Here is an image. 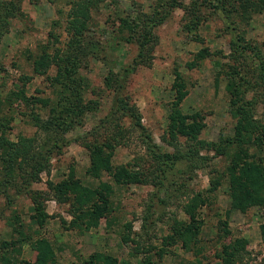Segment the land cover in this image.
<instances>
[{
	"label": "rangeland",
	"instance_id": "374dc122",
	"mask_svg": "<svg viewBox=\"0 0 264 264\" xmlns=\"http://www.w3.org/2000/svg\"><path fill=\"white\" fill-rule=\"evenodd\" d=\"M74 1L20 2L0 41V96L23 88L27 98L49 97L56 102L57 95L52 94L47 80L55 70L35 75L32 61L44 51L53 53L65 49L69 40L65 30L66 12ZM183 1L185 8L172 9L163 24L155 29L157 44L152 64L138 67L125 88V95L138 108L142 124L157 149L170 153L175 148L169 146L165 138L175 69L181 72L189 89L180 106L181 111L184 114L197 112L204 118L205 128L200 139L218 142L233 136L235 120L230 114L226 79L227 72L233 71L232 67L242 70L253 83L246 99L255 102L256 120L264 125V86L256 84L259 82L258 61L253 62L250 58L244 64L234 61L231 44L243 36L264 54V8L260 12L241 8L257 0ZM157 5V0H103L99 9L92 13L87 40H91L99 52L80 61L79 75L87 83L83 87V101H92L96 107L91 111L84 110L81 123L65 134L69 145L52 159L49 174L40 176V181L32 185L31 193L16 195L20 178L16 180L17 187H13L15 183L5 189L0 186V244L21 238L17 233L20 230L33 239L48 240L56 253L54 264H87L95 254L110 255L117 264H141L146 259L154 264H220L216 254L222 244L244 239L247 241L246 254L238 264H264V237L260 229L264 224V208L253 206L245 213L231 208L225 170L227 157H213L212 152L202 151V155L210 156L208 167H193L188 163H178L170 169L166 167V177L159 190L155 184H158L163 167L129 120L115 117L100 123L109 113L112 101L106 77L116 75L137 53L135 43L128 41L129 34L126 31L120 33L119 18L138 13L149 15ZM51 34L57 36V41ZM202 48H207L211 56L188 70L185 64ZM23 76L30 78L24 87ZM11 104L16 111L9 138L15 140L22 134L38 136V142H42L43 134L30 122V105L27 107L13 98ZM45 114L42 112L43 117ZM178 145L183 150L185 140L181 138ZM94 146H100L109 155L113 167L127 165L141 172L149 182L120 185L107 175L102 177L101 181L112 189L109 213L99 220L98 226L86 229L83 224L74 226L71 203L59 202L49 191L47 182L59 183L72 173L84 186H100V180L87 174L90 151ZM259 155L264 161V152ZM213 178L221 182L211 202L200 210L203 227L197 244H191L189 250L181 243L167 247L166 254L159 259L157 252L165 249L163 239L170 233L172 218L184 219L183 207L196 193L209 189ZM43 193L48 197L45 198ZM6 195L13 196L10 205H7ZM32 196L43 202L47 217L42 227L33 219ZM224 222L230 231L228 237L222 234ZM128 224L131 231L126 227ZM122 236H128L132 242H122ZM17 246L20 251L15 254L16 259L35 262L36 252L30 243H18ZM142 247L147 248L145 252H141Z\"/></svg>",
	"mask_w": 264,
	"mask_h": 264
},
{
	"label": "trees",
	"instance_id": "16d2710c",
	"mask_svg": "<svg viewBox=\"0 0 264 264\" xmlns=\"http://www.w3.org/2000/svg\"><path fill=\"white\" fill-rule=\"evenodd\" d=\"M24 0H0V41L8 31L11 19L19 9V4ZM196 2L197 0H193ZM206 2L208 0H201ZM103 0H75L66 12L65 30L69 37L65 49H58L53 53L42 52L32 61L35 75H45L50 69L55 70L53 76H48L52 94L57 95L54 102L49 97L27 98L24 89L18 92L0 96V186L5 189L7 185L17 187V178L21 184L16 189V195L31 193L33 184L40 181L42 174H49L52 159L66 148L70 141L65 134L75 125L81 123L83 111H91L96 107L92 101H83V87L87 84L79 75L80 61L86 56L95 55L99 48L91 40H87L90 30L92 13L99 9ZM183 0H157L151 14L138 13L136 16L119 18L118 29L120 33L129 34L128 41L135 43L137 53L132 61L122 67L119 72L106 77V84L112 91V101L109 113L101 120V125L110 118L120 117L129 120L133 129L140 133L149 150L156 156L163 167L158 177L157 188L166 177V167L172 168L178 163H188L193 167H208L210 156L202 155V151L212 152L213 157H227L226 176L229 186L231 208L241 213L247 212L253 206L264 208V161L260 153L264 152V125H260L255 117V102L248 100L247 93L253 89L242 70L235 67L232 72H227V91L230 96V114L235 120L232 137L221 139L218 142H208L200 139L205 128L204 118L200 113L184 114L181 104L189 94L187 83L178 69L174 70V79L171 85L173 100L170 103L168 124L166 130V143L175 148V151L163 152L157 149L151 136L146 132L138 108L129 101L125 95V88L129 77L138 67L150 66L153 61V52L157 44L155 29L163 24L172 9L185 8ZM165 4V6H163ZM196 4V3H195ZM244 11L252 9L260 12L264 8V0H257L252 4L241 6ZM51 37L57 41V36ZM195 39H199L195 37ZM232 58L244 64L248 58L253 62L258 61L257 86H264V54L251 46L245 37L240 36L232 41ZM253 53V56L250 53ZM211 52L202 48L185 64L188 70L199 66L200 62ZM96 57V56H95ZM24 87L30 78L23 76ZM13 99L20 100L27 107L30 105V122L37 131L43 134L44 139L38 142V136H25L19 134L15 140L9 138L11 122L14 119L16 108L11 104ZM7 108V109H5ZM15 109V110H14ZM45 112V116H42ZM4 113V114H2ZM185 140L184 149L178 148V141ZM254 149L255 152H251ZM258 153V154H257ZM212 157V156H211ZM169 168V169H170ZM87 174L101 181L105 175L116 184H147L149 182L141 172L135 171L127 165L113 167L109 155L100 146H94L90 151V166ZM220 179H212L210 187L204 192L196 193L183 207L185 218H172L170 233L163 239L165 249L157 252L161 259L166 254V248L181 243L185 250L196 245L203 227V220L199 213L201 208L211 202L213 194L220 186ZM49 191L54 193L59 202H70L73 207L74 226L83 224L86 229L96 227L99 220L106 217L110 209V195L112 192L108 183L100 182V186L89 187L82 185L71 173L67 179L59 183L47 182ZM0 193L1 190H0ZM45 198L47 193L42 194ZM7 205L13 202V196L6 195ZM35 215V224L42 227L46 221L43 202L32 196ZM147 218L145 219V221ZM131 231V226L126 225ZM223 229V230H222ZM222 234L228 237L230 231L227 223H223ZM264 237V224L260 226ZM21 237L14 242L4 241L0 244L1 264H54L56 253L51 243L41 237L33 239L22 231H17ZM30 243L36 252L35 262L26 263L16 259L19 253L18 243ZM122 242L131 243L128 236H122ZM247 241L235 239L222 244L221 250L216 254L220 264H238L246 254ZM137 251L140 249L136 245ZM145 252L146 247L141 248ZM87 264H117V260L110 255L95 254L89 258ZM141 264H154L151 260H143Z\"/></svg>",
	"mask_w": 264,
	"mask_h": 264
}]
</instances>
